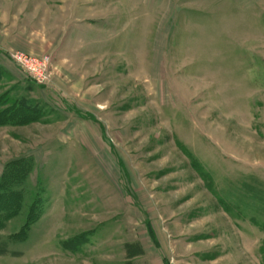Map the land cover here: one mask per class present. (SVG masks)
I'll list each match as a JSON object with an SVG mask.
<instances>
[{"label":"rangeland","instance_id":"rangeland-1","mask_svg":"<svg viewBox=\"0 0 264 264\" xmlns=\"http://www.w3.org/2000/svg\"><path fill=\"white\" fill-rule=\"evenodd\" d=\"M0 264H264V0H0Z\"/></svg>","mask_w":264,"mask_h":264},{"label":"trees","instance_id":"trees-1","mask_svg":"<svg viewBox=\"0 0 264 264\" xmlns=\"http://www.w3.org/2000/svg\"><path fill=\"white\" fill-rule=\"evenodd\" d=\"M6 252L5 248H0V254H4Z\"/></svg>","mask_w":264,"mask_h":264}]
</instances>
